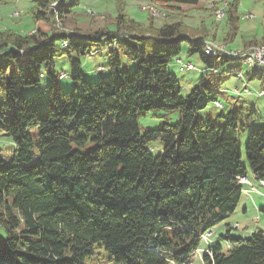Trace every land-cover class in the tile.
<instances>
[{
    "label": "trees",
    "instance_id": "16d2710c",
    "mask_svg": "<svg viewBox=\"0 0 264 264\" xmlns=\"http://www.w3.org/2000/svg\"><path fill=\"white\" fill-rule=\"evenodd\" d=\"M57 1L36 0L33 33L0 29V131L14 143L8 159L0 150V225L8 232L0 238V264H84L97 248L117 264L190 263L202 235L236 211L245 187L238 179L248 171L241 110L202 115L210 101L221 104L219 67L234 61L229 71L242 69L240 60L207 55L206 32L195 36L181 22L157 28L152 18L143 29L120 10L116 31L70 35L56 21L80 0L54 8ZM154 1L175 10L199 0ZM229 2L234 20L239 0ZM123 36L143 48L120 42ZM147 37L159 43L151 57ZM90 40L106 42L111 74L88 82L74 60L72 76L82 86L64 92L55 79L69 75L54 73L56 45L84 54ZM183 41L220 76L215 83L201 77L187 95L168 70ZM115 44L126 46L136 69L121 68ZM44 72L51 82L42 108L24 90L39 86ZM247 75L264 78L256 70ZM157 110L178 111L179 119L142 132L140 117ZM157 140L163 152L155 157L147 145ZM245 151L255 180L264 183V125L249 133ZM232 229L211 241L204 264H264V231L242 238Z\"/></svg>",
    "mask_w": 264,
    "mask_h": 264
},
{
    "label": "rangeland",
    "instance_id": "374dc122",
    "mask_svg": "<svg viewBox=\"0 0 264 264\" xmlns=\"http://www.w3.org/2000/svg\"><path fill=\"white\" fill-rule=\"evenodd\" d=\"M72 1V0H70ZM224 1L233 0H199L196 4H181L180 9L173 10L169 5L154 0H80L78 6L72 8V12L63 18H57L56 27L63 32H71L73 34H86L95 37L97 30L116 31L117 17L119 10L125 14V17L141 24L144 29L150 24V19L154 21L155 27H161L165 23L181 22L187 27L188 32L193 35H199L196 31H206L209 35L207 40H213L218 43L224 42L228 44V48L234 50H245L247 44L254 43L256 45L264 44V0H239L236 11V18L230 19L229 7L226 8V16L222 20L216 18L217 9L224 6ZM36 0H0V29L12 30L18 33H33L35 24L33 20L32 10ZM153 4L159 14H153L149 10H143L142 7ZM158 3V4H157ZM92 10L94 14H89ZM176 11V12H175ZM19 13L18 15H15ZM252 14L249 18L246 15ZM115 22V23H113ZM202 29V30H201ZM215 37V38H214ZM230 38L229 41L225 40ZM129 43H128V42ZM120 42L133 45L138 50L143 48V42L134 38L123 36ZM147 51L149 57L152 56L153 50L158 46V42L151 37L146 38ZM116 46V52L121 61V68L124 71H132L138 67V62L132 60L125 45ZM251 47V46H250ZM153 51V52H152ZM81 62V72L88 82H96L102 78L109 77L111 72L108 66L109 49L106 42L89 41V46L84 54H80L72 45L66 48L56 45L54 57V73L59 76L61 72H66L69 77L60 79L56 77L55 81L59 83L64 92H71L75 88H80L82 82L74 79L72 76V64L74 60ZM181 62H191L195 68L180 69ZM236 62L231 61L219 67L220 76L224 81L218 86V98L222 106H217L214 101H210L203 111L202 115L211 112L214 115L223 112L227 114L232 108L241 110V123L246 124L244 130L239 129V141L243 151V162L247 166V175L251 179L253 174L249 169L246 157L245 146L249 133L264 125V98L258 96V93L264 89V78L249 77L247 72L252 69L242 64V69L231 68L228 65ZM98 67L103 69L97 71ZM168 70L176 76L177 81L181 85L183 95H187L198 84L201 77H206L208 83H215L220 77L218 74L211 76L213 73L206 63L202 60L199 53H189V41H183L181 50L178 55L169 63ZM242 74V75H241ZM51 82L49 75L44 72L41 84L36 87H26L24 93L26 96L39 101V105L43 108L46 104L47 93L46 85ZM207 83V82H206ZM249 90L251 93H249ZM1 87H0V96ZM179 119L178 111L157 110L140 117L139 125L142 132L148 128H158L162 122L176 123ZM223 120H220L222 123ZM151 153L157 157L163 152V143L161 140L151 142L147 145ZM0 150L5 158H10L14 151V143L11 137L0 131ZM254 180V179H251ZM256 184L260 185L255 181ZM250 183V182H249ZM245 186V192L248 191V185ZM262 196L253 194V200H247V195L243 194L240 204L247 205V212L238 209L220 225L215 227V231L227 229V224L238 228H233L231 233L234 237L249 238L254 229L264 231V187L260 189ZM21 227L16 229V233ZM217 232V231H216ZM218 233V232H217ZM8 232L0 225V238H6ZM201 256H196L192 264H201ZM84 264H117L111 255L104 248H97L95 253L86 260Z\"/></svg>",
    "mask_w": 264,
    "mask_h": 264
},
{
    "label": "bare ground",
    "instance_id": "6f19581e",
    "mask_svg": "<svg viewBox=\"0 0 264 264\" xmlns=\"http://www.w3.org/2000/svg\"><path fill=\"white\" fill-rule=\"evenodd\" d=\"M228 3H230V2L224 1V6H223L224 8L222 7V8L217 9L216 18L218 20H222V18H224L226 16V8H227ZM142 9L143 10H149L154 14L160 13V11H158V9L152 3L143 6ZM18 14L19 13H16L15 15H18ZM89 14H94V12L92 10H89ZM248 15H252V14H248ZM205 42H206L205 53L207 55H209L210 57L212 56L214 58H222V57L226 56V57H230L232 59L236 58V59L240 60L241 63L248 65L252 70H256V71L260 72L262 75H264V66L256 65L254 63V61H252L249 58V54H252V52H260V51L264 50V44L253 45L251 47H248L245 50H234V49L228 48V44L227 43L224 44V42H223V44L218 43V42L213 41V40H206ZM63 44H64V46H66L67 42L64 41ZM217 49H219V50H217ZM221 50H233L234 52H223ZM185 66L186 67H192L191 69L195 68V66L191 62L185 63ZM181 70L184 71L186 69H181ZM188 70H190V69H188ZM64 75H66V72H64ZM62 77H65V76H62ZM247 91H249V90H247ZM249 93H251V92L249 91ZM259 93H264V89L261 90ZM238 179H239V182L241 184H243L244 186H246L249 183V180L245 176H239ZM215 233H217V232H215ZM191 263L192 262L186 263V264H191Z\"/></svg>",
    "mask_w": 264,
    "mask_h": 264
},
{
    "label": "crops",
    "instance_id": "0c3cea01",
    "mask_svg": "<svg viewBox=\"0 0 264 264\" xmlns=\"http://www.w3.org/2000/svg\"><path fill=\"white\" fill-rule=\"evenodd\" d=\"M176 12V11H175ZM113 23H115V22H113ZM116 24V23H115ZM108 30V29H107ZM202 30V29H201ZM98 31V30H97ZM101 31V30H100ZM197 32V34H199V35H201V31H196ZM204 32H206V31H204ZM207 33V32H206ZM208 34V33H207ZM215 38V37H214ZM253 45H256V44H254V43H251V44H247L246 46H248V47H250V46H253ZM229 66V65H228ZM242 75V74H241ZM222 104V103H221ZM247 177H248V175H247ZM248 179L249 180H251V179H254V180H251V182L253 183H251L250 181V183H249V185H248V191L247 192H249V191H257V192H250V193H248V194H246L247 195V200H253V194H257L258 196H262V192H260L261 190V187H264V186H261V185H264V183L263 182H261L260 181V183H261V185H260V183H259V181H257V180H255V178H254V176L250 179L249 177H248ZM255 181H257V183L260 185V187L256 184V182ZM255 184V185H254ZM253 186V187H252ZM257 187V188H256ZM252 188V189H251ZM258 189V190H257ZM238 209H241L242 210V212H247V205L245 204V203H243V204H240V202H239V205H238V208L236 209V211L238 210ZM262 210H264V207H262ZM236 211H235V213H236ZM230 219H232V217L230 216ZM229 226H231L230 224H227V227H229ZM232 227V226H231ZM239 227V226H238ZM237 227V228H238ZM255 230V229H254ZM217 232H219V233H223L224 231H223V229H220L219 228V230H217Z\"/></svg>",
    "mask_w": 264,
    "mask_h": 264
},
{
    "label": "built area",
    "instance_id": "2783aa9c",
    "mask_svg": "<svg viewBox=\"0 0 264 264\" xmlns=\"http://www.w3.org/2000/svg\"><path fill=\"white\" fill-rule=\"evenodd\" d=\"M246 17L251 18V17H253V15H246ZM68 34L72 35L73 33L68 32ZM217 50H219V49H217ZM221 51H223V52H234L233 50H221ZM249 58L252 61H254V63L256 65L264 66V50H262L260 52H252V54H249ZM191 68L192 67H186L185 62H181V64H180V69H191ZM61 76H67V75H64V73H62ZM258 96L261 98H264V93H258ZM208 235H210V233H208ZM204 239L205 240L208 239L207 235L204 236ZM207 242H208V240H207Z\"/></svg>",
    "mask_w": 264,
    "mask_h": 264
},
{
    "label": "water",
    "instance_id": "95a60500",
    "mask_svg": "<svg viewBox=\"0 0 264 264\" xmlns=\"http://www.w3.org/2000/svg\"><path fill=\"white\" fill-rule=\"evenodd\" d=\"M61 2H62V0H58L57 2H55V3L53 4V7H54V8H57Z\"/></svg>",
    "mask_w": 264,
    "mask_h": 264
}]
</instances>
